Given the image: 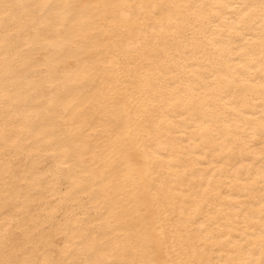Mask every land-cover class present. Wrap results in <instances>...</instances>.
<instances>
[{
	"label": "bare ground",
	"instance_id": "6f19581e",
	"mask_svg": "<svg viewBox=\"0 0 264 264\" xmlns=\"http://www.w3.org/2000/svg\"><path fill=\"white\" fill-rule=\"evenodd\" d=\"M8 2L204 7L173 9L171 27L165 18L154 28L155 18L147 17L142 31L123 34L120 48L134 58L136 81L125 97L128 109L113 104L112 92L100 91L99 82L93 86L86 76L91 65L111 58L113 37L104 21L85 16L75 27L57 24L39 34L33 28L14 38L19 60L7 93L0 23V258L6 232L19 231L29 253L42 241L40 259L49 247L62 259L66 246L80 248L99 230L112 235L116 224L135 238L146 227L195 219L205 224L188 240L197 259L260 264L264 22L258 15L242 18L237 7L259 0ZM6 94L9 103L18 102L8 117ZM6 119L15 120L8 125L7 158ZM129 150L138 166L125 159ZM6 163L15 172L7 198ZM125 176L135 179L125 184ZM145 183L163 185L158 200L142 198L138 214L133 201L127 215L109 217L110 204L123 198L129 207L127 189L143 191ZM6 199L15 205L8 212ZM62 224L71 229L66 236L57 231Z\"/></svg>",
	"mask_w": 264,
	"mask_h": 264
},
{
	"label": "snow or ice",
	"instance_id": "6c2138e0",
	"mask_svg": "<svg viewBox=\"0 0 264 264\" xmlns=\"http://www.w3.org/2000/svg\"><path fill=\"white\" fill-rule=\"evenodd\" d=\"M203 8V5H175V4H92V5H73V4H22L12 3L8 0H0V23L3 24V39H4V86L6 93L9 90V85L15 83L16 72L14 65L19 60V53L16 51L18 44L10 43L14 38L21 33L35 28L37 33L46 32L53 25L59 24L61 27H75L80 23V18L87 16L89 20L100 19L107 24V34L113 37V51L111 58L106 62L94 63L90 68L86 69V76H91L93 86L99 82L100 91L108 90L112 92L111 102L120 104L123 108L128 109V100L125 97L128 95V90L132 88L136 81L131 76L133 67V59L122 53L120 41L123 34L131 35L134 31L144 24L147 17L155 18V26H163L165 18H167L168 26L171 27L174 21L173 9H190ZM242 18L256 16L264 22V0H259L256 4H243L237 6ZM247 9V11H245ZM91 13V14H89ZM98 14V15H97ZM175 19H179L176 17ZM264 27V23H262ZM173 37L177 35L175 31ZM145 39L147 34L145 33ZM261 45L264 47V33H262ZM115 82V83H113ZM9 96L5 95V116L14 112L18 102L13 100L9 103ZM133 107H135L133 105ZM131 109H129L130 111ZM15 120L6 119L4 130L5 142V157L9 156V131L8 125L14 124ZM259 130L261 139L264 140V109L260 117ZM121 136L116 134V141L119 143ZM15 144V141L12 142ZM130 165H139L135 153L131 150L124 153ZM264 159V156H262ZM5 197L9 193V177H15V172L12 171L9 164H5ZM261 178L264 180V164L261 166ZM134 177L125 176L124 183L134 180ZM146 179V178H144ZM26 182V178L22 183ZM163 185L156 186L155 189L150 183H145L144 190H134L135 185L127 189L130 193L126 203H121V199L115 200L109 205V217L115 218L121 215H127L131 207V202L135 201L137 214L139 211V201L142 198L151 197L156 201L160 197V189ZM264 200V196H262ZM9 207H15L14 204L6 199L5 212H8ZM247 218V214L246 217ZM150 221L145 220L146 225H150ZM204 223L197 224L196 220H190L181 225L179 223H169L167 227L159 224L156 228L146 227L135 234L119 230L120 225L112 226V235H108L105 231L99 230L93 233L89 242L80 247L72 248L66 246L63 251L64 258L56 259L57 250L54 247L44 249L45 258L40 259V249L42 241H36L35 248L29 253V246H25V240L20 238L19 231L9 236L6 232L4 235L2 258L0 264H218L211 259H197V251L189 246L188 240H191L194 230H203ZM158 229V230H157ZM57 231L66 236L68 231H71L69 226L62 224ZM26 239L32 240L29 236ZM55 243V241H53ZM71 245V241L69 242ZM260 246L261 253L264 256V207L261 210V227H260ZM201 252L204 249H200ZM75 252V257L71 260L67 256ZM48 253H51L49 256ZM35 256L36 258H31ZM23 257V258H21ZM229 264H248L247 261H233ZM264 264V259L260 261Z\"/></svg>",
	"mask_w": 264,
	"mask_h": 264
}]
</instances>
